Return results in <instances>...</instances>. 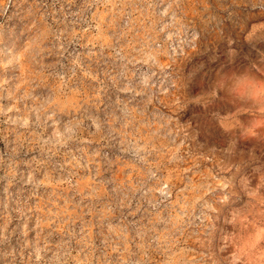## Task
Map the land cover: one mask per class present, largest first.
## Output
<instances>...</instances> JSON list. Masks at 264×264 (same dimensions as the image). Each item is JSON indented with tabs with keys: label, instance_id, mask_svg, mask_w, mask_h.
<instances>
[{
	"label": "rangeland",
	"instance_id": "374dc122",
	"mask_svg": "<svg viewBox=\"0 0 264 264\" xmlns=\"http://www.w3.org/2000/svg\"><path fill=\"white\" fill-rule=\"evenodd\" d=\"M264 0H0V264H264Z\"/></svg>",
	"mask_w": 264,
	"mask_h": 264
},
{
	"label": "clouds",
	"instance_id": "9594fccd",
	"mask_svg": "<svg viewBox=\"0 0 264 264\" xmlns=\"http://www.w3.org/2000/svg\"><path fill=\"white\" fill-rule=\"evenodd\" d=\"M213 91L216 95L223 92L233 102L235 108L242 106L264 108V79L258 78L249 70L220 74L211 91L207 93L209 98H212Z\"/></svg>",
	"mask_w": 264,
	"mask_h": 264
}]
</instances>
